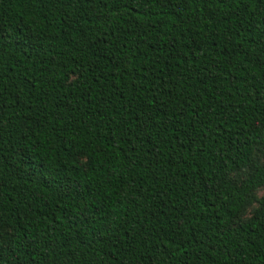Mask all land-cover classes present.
<instances>
[{
  "label": "trees",
  "instance_id": "16d2710c",
  "mask_svg": "<svg viewBox=\"0 0 264 264\" xmlns=\"http://www.w3.org/2000/svg\"><path fill=\"white\" fill-rule=\"evenodd\" d=\"M263 188L264 0H0V264H264Z\"/></svg>",
  "mask_w": 264,
  "mask_h": 264
},
{
  "label": "rangeland",
  "instance_id": "374dc122",
  "mask_svg": "<svg viewBox=\"0 0 264 264\" xmlns=\"http://www.w3.org/2000/svg\"><path fill=\"white\" fill-rule=\"evenodd\" d=\"M239 176H242L244 177V173H237L235 175V177L238 179ZM257 197L258 198H262L264 196V188L263 189H260L257 193H256ZM258 208V204L255 203L253 204L252 206H250L246 212V217H250L253 212Z\"/></svg>",
  "mask_w": 264,
  "mask_h": 264
}]
</instances>
